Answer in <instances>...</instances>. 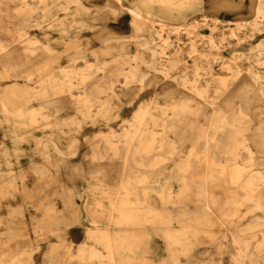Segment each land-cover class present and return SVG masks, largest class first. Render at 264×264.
Returning <instances> with one entry per match:
<instances>
[{"label": "bare ground", "instance_id": "bare-ground-1", "mask_svg": "<svg viewBox=\"0 0 264 264\" xmlns=\"http://www.w3.org/2000/svg\"><path fill=\"white\" fill-rule=\"evenodd\" d=\"M0 1L18 12L22 43L0 39V200L79 155L70 131L89 138L91 126L101 139L84 155L117 167L87 170L74 218L87 235L70 264H153L140 252L152 230L179 264L218 205L228 225L248 217L230 232L232 264H264V0ZM24 143L42 160L28 170ZM60 211L33 232L61 233ZM18 212H0L2 252L19 237ZM15 250L0 264H35L28 245ZM57 260L55 249L43 257Z\"/></svg>", "mask_w": 264, "mask_h": 264}, {"label": "rangeland", "instance_id": "rangeland-1", "mask_svg": "<svg viewBox=\"0 0 264 264\" xmlns=\"http://www.w3.org/2000/svg\"><path fill=\"white\" fill-rule=\"evenodd\" d=\"M6 5L7 4L0 1V39L7 43L9 47H21L22 43L14 40V38L17 37L15 34V26L19 20L17 15L18 12L13 9H5ZM210 25L212 27L218 26V24L213 21H210ZM207 29L208 28L205 30ZM216 30L220 31V29ZM53 35H55V33ZM53 46L59 49L61 47L59 45ZM71 112H74V110L72 109ZM69 114L72 115L73 113ZM90 127L91 126H86L83 130L84 132H88V135L94 134L93 136H89V138H82L81 132L77 134V132L73 130L70 131L71 136H77L79 138L77 139L80 152L79 155L71 157L66 164L64 162L62 164L60 163L59 165L62 167L59 169H51L48 177L46 176L40 180L36 176L35 180L36 182L39 181V185H36L35 182L31 184L29 189L20 188L21 191L17 193L16 197H13L9 192L3 193L2 196L5 195L6 197L0 200V212L5 213L2 216V220L6 219L9 221V212L15 209L19 211L15 217V226L19 237L15 242H11L8 245L9 248L6 251L2 252L0 249V257L4 258L3 261H12V256L17 253L15 248L28 245L32 249V261L35 264H46L43 262V257L49 253L51 249L57 250L58 260L54 264H70L71 256L75 253L79 243L84 241L87 235L86 225H79L74 222V218L80 213L85 200L86 185L90 183L88 171L98 168L99 166L106 167L108 171L117 167V163L111 166L104 161L96 163L91 160L90 156L84 155L86 151H89V143L101 139L98 133H94V130H89ZM46 131L47 129H39L37 130V134H42ZM5 143L9 144L10 142L6 140ZM31 146L32 145L28 143L21 145L23 148H29L27 150L28 153H26V155L22 154L20 157L22 169H30V160L32 158L37 163L42 161L38 155L33 153ZM0 165H2V170L6 169L5 160L1 154ZM72 165L77 166L73 168ZM7 171L8 169L2 172L6 173ZM110 173L116 176L115 172ZM212 190L217 194L219 201L223 203L230 189L219 185L213 186ZM64 196L69 199L70 209L68 210H66L64 206ZM57 209L61 210V219L68 224L64 226L61 233H57V235L43 232L44 236L42 237L33 232V226H46V222L43 221L48 220L46 217ZM189 209L195 211L199 209V204L192 203ZM222 210L223 206L221 205L214 207V223L208 225V228L206 227L205 230L207 232L201 234L199 245L193 248L189 255L180 254L179 264H232V255L236 252V248L231 243L230 232L237 226L242 227L243 224H246L248 217H241V220L237 218V226L235 224L228 225L226 223V217L221 213ZM245 212L246 209L243 207L241 213L244 215ZM247 216H250V214H247ZM3 223L5 222L3 221ZM174 226H178V223L174 224ZM147 227L152 229L151 224H148ZM7 229L8 228H6L4 224H0V231L3 232V236H6L5 231ZM141 249V254L150 256L153 259V264H169L168 259L170 251L168 250L166 240L159 232L152 230L149 248L143 243Z\"/></svg>", "mask_w": 264, "mask_h": 264}]
</instances>
